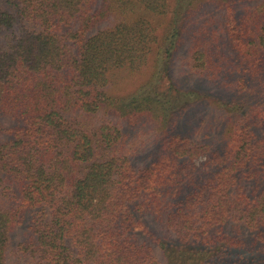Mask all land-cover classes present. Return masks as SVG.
Wrapping results in <instances>:
<instances>
[{
    "label": "trees",
    "instance_id": "1",
    "mask_svg": "<svg viewBox=\"0 0 264 264\" xmlns=\"http://www.w3.org/2000/svg\"><path fill=\"white\" fill-rule=\"evenodd\" d=\"M184 1L0 0V264H264V0Z\"/></svg>",
    "mask_w": 264,
    "mask_h": 264
},
{
    "label": "rangeland",
    "instance_id": "2",
    "mask_svg": "<svg viewBox=\"0 0 264 264\" xmlns=\"http://www.w3.org/2000/svg\"><path fill=\"white\" fill-rule=\"evenodd\" d=\"M172 2V0H170ZM189 1L192 0H185L183 3H189ZM173 3V2H172ZM182 5V4H181ZM245 5L242 4L241 7H239V12L244 9ZM184 10L188 11L189 8L183 7ZM223 10L217 8V5H207V6H203L202 8H200L195 15H192L188 20H187V29L188 32L185 35L184 41H183V46L182 48L176 52L174 60H173V65L171 68V71L167 74L168 78L170 77V81L171 80H175L176 81V85L179 87L180 90H187V89H193L196 92L199 93H207L210 96H214L216 99H218L217 97H219L223 92V90L217 88L216 86L207 83V81H205L203 78H200L198 75H191L188 74L187 75V67L185 65L184 59L185 56H187V49L190 46V43L192 42L191 39L194 37V35L196 34L198 37H201V32L204 31V27H207L209 29H213L216 32H218V34L220 33V30L218 29L219 25H222L223 23ZM216 13L217 16V20H219V22H216L215 20H213V14ZM192 32V38L189 37V33ZM211 40V39H210ZM221 43L222 40H220ZM224 42H227L226 40ZM166 83H167V78L165 79ZM169 85V83H168ZM167 85V86H168ZM160 91L162 92H167V90L162 89V86H160ZM217 95V96H216ZM209 96V97H210ZM222 104L224 103H230L229 100L224 99L222 100ZM209 105L211 104H215L214 100L211 99H207V102ZM198 106L195 107V110L197 112H201L203 110H208L209 107H206L205 104H197ZM146 139V137H144ZM143 142V141H142ZM151 143H152V139H151ZM139 149L141 150L142 147L139 144ZM205 158L201 157L199 159L198 162H202L204 161ZM255 257L254 253H250L247 252L245 250H232L230 251L226 256H225V260L227 263L232 264V263H236V262H248L250 260H252Z\"/></svg>",
    "mask_w": 264,
    "mask_h": 264
}]
</instances>
